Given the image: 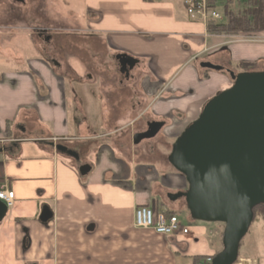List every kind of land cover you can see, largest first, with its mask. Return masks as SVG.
Wrapping results in <instances>:
<instances>
[{
  "label": "crops",
  "instance_id": "obj_1",
  "mask_svg": "<svg viewBox=\"0 0 264 264\" xmlns=\"http://www.w3.org/2000/svg\"><path fill=\"white\" fill-rule=\"evenodd\" d=\"M186 1L85 0L86 28L51 44L56 72L40 57L19 58L30 71L0 76V147L8 149L0 155V190L15 193L0 223V264H184L221 251L212 229L210 236L202 227L192 229L194 239H167L135 225L140 206H184L167 198L188 187L168 162L172 146L204 105L233 85L228 73L201 64L264 71V33L212 34L188 14ZM44 45L38 49L48 60ZM118 55L139 61L129 78ZM150 122L165 125L136 145L134 136ZM92 129L127 134L112 140ZM50 143L78 152L80 162ZM84 164L92 166L85 177L78 170ZM45 206L54 215L48 224L40 220Z\"/></svg>",
  "mask_w": 264,
  "mask_h": 264
},
{
  "label": "water",
  "instance_id": "obj_2",
  "mask_svg": "<svg viewBox=\"0 0 264 264\" xmlns=\"http://www.w3.org/2000/svg\"><path fill=\"white\" fill-rule=\"evenodd\" d=\"M117 60L127 75L139 63L126 55H118ZM201 67L228 73L233 85L210 99L173 144L168 162L188 187L167 194V198L171 203L185 200L193 221L223 224V249L211 264H235L241 242L252 225L254 209L264 205V71L237 74L208 62ZM164 125L148 123L145 132L134 136V143L154 139ZM50 145L80 162L78 152L63 144ZM7 150L0 147V155ZM78 170L85 177L92 166L84 164ZM7 213V206L0 201V223ZM53 218V212L45 206L41 222L48 224Z\"/></svg>",
  "mask_w": 264,
  "mask_h": 264
},
{
  "label": "rangeland",
  "instance_id": "obj_3",
  "mask_svg": "<svg viewBox=\"0 0 264 264\" xmlns=\"http://www.w3.org/2000/svg\"><path fill=\"white\" fill-rule=\"evenodd\" d=\"M25 1L26 4L22 5L10 0H0V76L7 72L12 73L29 70L28 64L26 65L25 63L39 57L56 72V68L41 55L38 49V44L43 45V43L33 33L35 29L50 30L59 44V41L63 43L69 39V37H65L67 36L68 30H71L69 31L70 33L74 31L71 34L72 36H78L80 33L76 32L86 28L87 6L85 0ZM228 1L231 3L230 8H232L234 14H237L245 6L243 0H239L240 2L237 0ZM61 53L62 56L67 57V48H63ZM70 54H77V51H73ZM19 58L26 62L24 64H18ZM91 131L94 136L97 135L112 140H121L122 136L127 134V130L92 129ZM128 131H135V128H130ZM161 148V145H158V149ZM180 203L184 206L179 210L178 218L183 226L191 229L207 228L209 229L207 236H210V230L212 229V231L218 232V239L222 241L225 229L223 224L193 221L185 200H180L178 205ZM11 209L9 208V210ZM189 238L194 239L195 235ZM222 249L223 247L221 251ZM179 260L181 261L182 259ZM184 260V264H193V259L187 258ZM248 260L250 264H264V221L262 219H258L253 223L248 234L241 242L238 264H248L246 262Z\"/></svg>",
  "mask_w": 264,
  "mask_h": 264
},
{
  "label": "built area",
  "instance_id": "obj_4",
  "mask_svg": "<svg viewBox=\"0 0 264 264\" xmlns=\"http://www.w3.org/2000/svg\"><path fill=\"white\" fill-rule=\"evenodd\" d=\"M188 14L193 19H199L204 23L223 22L224 17L219 9L210 7L209 0H187ZM5 144V141H0ZM0 201L7 208H12L15 202V193L8 189L0 190ZM135 225L138 229L151 230L156 234L167 238L189 237L193 231L191 228L183 226L177 215L167 216L162 212H158L154 207L140 206L135 211ZM213 257L207 258L200 264H211ZM249 263V260L246 261Z\"/></svg>",
  "mask_w": 264,
  "mask_h": 264
},
{
  "label": "trees",
  "instance_id": "obj_5",
  "mask_svg": "<svg viewBox=\"0 0 264 264\" xmlns=\"http://www.w3.org/2000/svg\"><path fill=\"white\" fill-rule=\"evenodd\" d=\"M209 4L213 9H222L220 12L224 17L223 22L208 23L210 33L226 36H253L264 33V0H246L244 8L237 14L230 9L231 3L228 0H209ZM240 67L243 72H248L255 67V64L242 63ZM7 125V137L11 138L13 136L10 129L11 123L8 122ZM157 211L167 216H178V212L171 209L158 208ZM206 259L205 257H194L193 264H200Z\"/></svg>",
  "mask_w": 264,
  "mask_h": 264
},
{
  "label": "flooded vegetation",
  "instance_id": "obj_6",
  "mask_svg": "<svg viewBox=\"0 0 264 264\" xmlns=\"http://www.w3.org/2000/svg\"><path fill=\"white\" fill-rule=\"evenodd\" d=\"M10 1H12V0H10ZM12 2H14V1H12ZM14 3H19L22 5H25L26 1L23 0V2H14ZM33 33L35 34L37 39H41L43 44H45L44 50H45L46 55H48V61L53 65L54 64L53 61H55V60L50 58L49 51H50L51 44L53 43V41L55 43H57V41L55 40L52 32L50 30H47V29H38L37 28L33 31ZM119 70H120V73L124 75V77L129 78L131 76L132 71H130L129 75H127V73H122L121 66H119ZM258 219H262V221H264V205L258 206L254 209V219H253L252 225Z\"/></svg>",
  "mask_w": 264,
  "mask_h": 264
},
{
  "label": "bare ground",
  "instance_id": "obj_7",
  "mask_svg": "<svg viewBox=\"0 0 264 264\" xmlns=\"http://www.w3.org/2000/svg\"><path fill=\"white\" fill-rule=\"evenodd\" d=\"M237 261H238V260H237ZM236 263H237V262H236ZM236 263H235V264H236ZM237 264H238V263H237Z\"/></svg>",
  "mask_w": 264,
  "mask_h": 264
}]
</instances>
